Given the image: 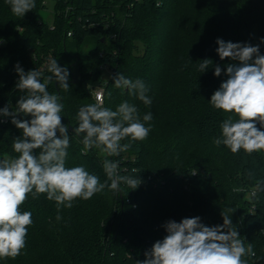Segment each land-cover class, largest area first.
I'll return each instance as SVG.
<instances>
[{"label": "trees", "instance_id": "obj_1", "mask_svg": "<svg viewBox=\"0 0 264 264\" xmlns=\"http://www.w3.org/2000/svg\"><path fill=\"white\" fill-rule=\"evenodd\" d=\"M49 2L54 4L52 22L44 18ZM35 4L22 18L0 0V108L10 105L14 110L23 94L16 88L17 64L25 72L37 69L47 76L52 75L47 71L49 60L56 59L70 74L68 90L55 80L47 89L61 96L64 104L62 123L70 135L65 166H83L106 186L89 200L77 198L73 207L61 206L59 221L54 200L46 193L33 199L29 193L21 205V212L31 211L33 221L26 246L21 255L0 264H136L167 234L162 227L166 221L199 216L202 223L214 226L223 224L222 213L232 219L245 246L252 245L255 256L242 259L262 264L264 150L233 153L224 144L217 146L220 124L232 114L215 109L210 99L227 79V65L238 63L220 59L217 38L259 44L264 55L260 43L264 0H35ZM206 58L213 64L201 73L198 66ZM102 65L111 69L108 78L102 75ZM216 65L221 67L220 77L214 75ZM117 73L143 80L152 103L145 105L128 89L116 88ZM91 86L105 87L106 108L115 110L127 101L137 107L142 122L150 112L147 138L132 142L119 156L109 157L95 147L85 152L74 128L79 108L95 103ZM1 117L0 158L17 156L12 144L22 130L11 118L1 123ZM256 126L264 131L258 122ZM105 159L119 161V174L138 178V187L131 189L122 182L119 191L110 190ZM133 168L140 171L135 174Z\"/></svg>", "mask_w": 264, "mask_h": 264}, {"label": "clouds", "instance_id": "obj_2", "mask_svg": "<svg viewBox=\"0 0 264 264\" xmlns=\"http://www.w3.org/2000/svg\"><path fill=\"white\" fill-rule=\"evenodd\" d=\"M6 2L12 13L22 18L36 7L35 0ZM216 43L221 60L228 58L238 63L227 65V79L210 99L215 109L232 114L220 124L222 138H216L214 143L226 145L233 153L241 149L247 153L264 150V131L256 126L258 122L264 128V55L260 45L225 42L220 38ZM260 43L264 44V37L260 38ZM209 64H213L211 59L202 60L198 71L205 72ZM15 71L19 77L16 88L23 94L14 110L10 111V105H6L0 108V115L11 117V123L22 130V135L14 138L12 144L18 155L6 154L0 158V260L15 259L26 246L28 226L33 221L31 211L21 212V205L29 193L33 199L46 193L48 200H54L59 221L62 219L59 215L61 206L71 208L77 198L89 200L106 186L83 166H65L70 135L68 126L62 123L64 104L61 96L49 93L47 89L55 80L59 82V88L68 90V69L51 58L47 71L52 75L45 76L37 69L25 72L19 64ZM221 72V67L216 65L214 75L220 77ZM113 79L116 88L128 89L145 105L152 103L146 95L148 88L143 80L133 81L120 73ZM102 92L95 93L96 103L79 108L74 133L81 137L85 152L95 147L109 157L119 156L132 147V142L147 138L152 127L148 123L152 114H144L142 122L137 107L127 101L115 110L106 108ZM21 115L31 119H19ZM233 116L238 119L234 120ZM129 137V142L121 144ZM36 149L40 150L38 154ZM103 168L111 181L110 190L119 191L122 182L136 189L141 182L138 178L120 175L119 161L105 159ZM139 171L132 169L135 174ZM222 217L223 224L214 226L205 225L199 216L186 217L179 222L166 221L162 227L167 234L162 240L155 241L151 249L145 251V259L137 260L136 264H247L242 257L255 256L252 245L245 246L226 213H222Z\"/></svg>", "mask_w": 264, "mask_h": 264}, {"label": "built area", "instance_id": "obj_3", "mask_svg": "<svg viewBox=\"0 0 264 264\" xmlns=\"http://www.w3.org/2000/svg\"><path fill=\"white\" fill-rule=\"evenodd\" d=\"M69 35H72V34L69 33ZM100 69H101V70H104V69H105V70H108V69H110V68H109L107 65H102V66L100 67ZM90 89H91V93H92V95H93V98H94L95 103H96L95 93H96V92H99V91H101V90H103L102 95H103V101H104V107H105V87H104V86H91ZM10 118H11V117H4V116H2V117H1V123H3V124L8 123L9 120H10Z\"/></svg>", "mask_w": 264, "mask_h": 264}, {"label": "rangeland", "instance_id": "obj_4", "mask_svg": "<svg viewBox=\"0 0 264 264\" xmlns=\"http://www.w3.org/2000/svg\"><path fill=\"white\" fill-rule=\"evenodd\" d=\"M48 6H47V8L45 9V11H44V18L46 19V20H49L50 22H52L53 21V16H54V7H53V2H49L48 4H47ZM100 70V69H99ZM103 71V76L104 77H106V78H108L109 77V75H110V73H111V69H108V70H102ZM75 72H76V75L78 76L79 75V73H78V71L77 70H75Z\"/></svg>", "mask_w": 264, "mask_h": 264}, {"label": "water", "instance_id": "obj_5", "mask_svg": "<svg viewBox=\"0 0 264 264\" xmlns=\"http://www.w3.org/2000/svg\"><path fill=\"white\" fill-rule=\"evenodd\" d=\"M262 264H264V262Z\"/></svg>", "mask_w": 264, "mask_h": 264}]
</instances>
